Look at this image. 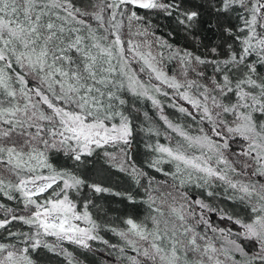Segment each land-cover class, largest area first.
Instances as JSON below:
<instances>
[{
	"label": "snow or ice",
	"instance_id": "obj_1",
	"mask_svg": "<svg viewBox=\"0 0 264 264\" xmlns=\"http://www.w3.org/2000/svg\"><path fill=\"white\" fill-rule=\"evenodd\" d=\"M264 264V0H0V264Z\"/></svg>",
	"mask_w": 264,
	"mask_h": 264
},
{
	"label": "trees",
	"instance_id": "obj_2",
	"mask_svg": "<svg viewBox=\"0 0 264 264\" xmlns=\"http://www.w3.org/2000/svg\"><path fill=\"white\" fill-rule=\"evenodd\" d=\"M89 264H91V258H90V260H89Z\"/></svg>",
	"mask_w": 264,
	"mask_h": 264
}]
</instances>
